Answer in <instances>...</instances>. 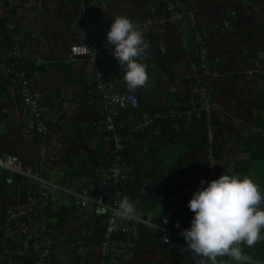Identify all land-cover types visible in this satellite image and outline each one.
<instances>
[{
    "label": "crops",
    "instance_id": "1",
    "mask_svg": "<svg viewBox=\"0 0 264 264\" xmlns=\"http://www.w3.org/2000/svg\"><path fill=\"white\" fill-rule=\"evenodd\" d=\"M89 1L10 0L16 12L1 10L24 34L26 56L45 68L31 87L45 99L50 133L41 158L19 90L3 74L8 50L0 31V156L22 160L38 178L26 183L0 169V211L1 216L19 211L29 218L41 246L50 251L48 264H78L75 246L81 239L89 247L90 263L98 264L106 216L95 206L77 207L71 192L86 189L111 202L112 183H100L94 170L113 166L114 140L94 124L99 102L107 100L115 107L124 93H133L139 105L118 110L120 137L129 136L142 117L153 119L149 131L132 137L124 150L130 169L125 197L156 224L169 209L185 229L191 227L194 213L188 201L208 183V122L198 115L200 100L186 49L194 48L196 32L208 62L202 79L213 103L211 136L223 174L249 177L264 196V138L257 128L264 95V0H175V15L163 0ZM117 15L139 25L150 45L141 60L149 81L136 92L128 90L115 58L99 62L100 79L95 81L89 59L71 54V47L87 43L93 28ZM225 22H230L231 32L221 30ZM202 179L207 183L201 184ZM169 191H174L173 201L168 200ZM2 233L4 241L17 243L25 254L20 224L7 225ZM124 243L122 264H197L199 259L178 239L164 244L151 228Z\"/></svg>",
    "mask_w": 264,
    "mask_h": 264
},
{
    "label": "built area",
    "instance_id": "2",
    "mask_svg": "<svg viewBox=\"0 0 264 264\" xmlns=\"http://www.w3.org/2000/svg\"><path fill=\"white\" fill-rule=\"evenodd\" d=\"M43 0H36V2H42ZM167 5V10L175 15V3L174 0H163ZM10 3V0H8ZM4 0H0V13L2 14V8H5ZM105 21L99 24L97 27L91 30L92 36L83 45H75L71 47V54L74 58L77 57H87L91 64V72L93 74V79L99 81L100 75L98 74V64L99 62L109 63L114 60L113 57V46L105 45L106 33L110 29L111 22ZM224 32H231L232 26L230 22H225L221 27ZM197 45H200L198 49V54L201 57V65L197 66L192 62L193 77L195 89L198 94L200 105L198 108V115L206 119L208 122L209 131V141L205 148V163L208 169V183L214 179H218L223 171L221 169L218 157L215 153L213 147V139L211 136V125L210 116L213 110V103L209 92L203 82L202 75L203 72L208 67V62L205 59L203 51V40L200 34L196 32L195 37ZM103 45V46H102ZM101 46L102 49L101 50ZM187 52L193 58L192 50L189 46L186 47ZM18 49L15 51L17 54ZM7 57H12L8 53ZM6 57V58H7ZM9 70L4 66L3 74L8 78ZM24 73H16L12 82L17 86L22 103L23 110L26 114V124L27 127L37 139L39 146L40 157L43 158L45 154L44 141L50 133V128L48 124L47 117L45 115L44 102L45 99L42 95L37 94L33 91L31 87L32 80H23ZM117 106H112L107 100L100 102L101 104V114L99 120L94 124L97 131L102 135H111L114 140L113 149V160L115 164L110 169H105L98 167L94 171L96 172V179L102 183L106 184L111 182L113 185V195L111 202L107 203L102 194H95L94 196L89 193L86 189L75 190L71 192L75 204L77 207L87 208L89 206H95L98 212L106 216L107 219V232L105 235V240L100 247V258L98 264H122L121 258L126 251V246L123 241L112 242L111 236L116 232H122L128 236V240H136L141 237V233L144 229H154L159 234L161 241L164 244H170L174 240L178 239L182 241L185 245L186 242L184 238L180 235L185 228L183 227V220L175 215L171 210L165 209L162 211L160 216V222L154 223L150 215L143 216L136 209V214L140 217L139 221L129 220L122 218L117 215V210L119 204L123 198H125V186L128 180L130 169L125 165L123 153L126 145L129 143L133 135H139L149 131V128L153 124V119L149 116H144L138 120L130 129L129 136L120 137L116 133V121L119 109H125L127 107L137 108L139 105L138 98L133 93H124L116 98ZM264 116V115H263ZM259 133L264 136V126L258 129ZM0 169L7 171L11 174L18 175L24 180V182L29 183L38 178L34 175V170L31 166L25 164L22 160H17L7 155L0 156ZM12 181L9 180L8 183ZM168 200L173 201L174 191L168 192ZM23 214L19 211H10L6 216H1L0 211V243H4L2 228L7 225L20 224L22 228V235L26 236V242L31 239H37L36 248L39 255V260L36 264H45V259L50 255L48 248L41 246V241L38 234L29 224L23 221ZM179 225V227H177ZM89 232H85L83 238L88 237ZM25 242V243H26ZM78 264H91L88 260L87 254L89 251L88 245L83 239L76 242ZM187 246V245H186ZM244 254L250 256L255 264H264V258L261 256L258 250L250 248L244 251ZM223 259L227 261L228 264H238L234 260H229L228 257H219L218 260Z\"/></svg>",
    "mask_w": 264,
    "mask_h": 264
},
{
    "label": "clouds",
    "instance_id": "3",
    "mask_svg": "<svg viewBox=\"0 0 264 264\" xmlns=\"http://www.w3.org/2000/svg\"><path fill=\"white\" fill-rule=\"evenodd\" d=\"M105 45L114 46L113 56L124 71L123 80L130 92L146 87L147 66L141 62L150 45L140 26L127 16L117 15L106 33ZM201 184L207 183L204 179ZM264 203L260 187L249 177L243 179L226 172L207 187L194 192L188 208L194 213L191 227L180 235L188 250L198 257L197 264H218L219 257H228L238 264H255L243 247H255L264 237ZM117 215L139 221L135 206L125 197ZM179 227V225H177ZM219 264H228L219 261Z\"/></svg>",
    "mask_w": 264,
    "mask_h": 264
},
{
    "label": "trees",
    "instance_id": "4",
    "mask_svg": "<svg viewBox=\"0 0 264 264\" xmlns=\"http://www.w3.org/2000/svg\"><path fill=\"white\" fill-rule=\"evenodd\" d=\"M83 1L90 2L89 0H83ZM4 2H5V6L8 9L9 13L13 14L16 12L15 9L11 8V5L8 2V0H4ZM0 31L1 33L4 34L5 39L7 41L8 53L10 54V56L12 55V57H7L5 60V67L10 72L8 74V78L6 77V79L9 81H12L16 73H24L23 80L36 81V80L42 79L45 73L44 66L40 65L36 60L29 59L26 56L25 49H24V45H25L24 34L16 27L15 23L11 20V18H8L7 16H4L1 13H0ZM91 36L92 34L90 33V37ZM102 46H101V50H103ZM199 48H200V45H197V48H195L194 46V48L192 49V53H191L193 55L192 62H194V64H196L197 66L201 65L202 63L201 57L198 54ZM16 49H18V52L15 55ZM259 105H260V108L257 114V128L258 129L264 126V116L262 115V111H264V95L262 96V101ZM97 107H98L99 113L101 114L100 102ZM99 118L100 116L98 117V120ZM259 134L264 138L262 133H259ZM107 136H111V135H107ZM135 136L136 135H133V137ZM113 164H115V160H113ZM94 175L96 176L95 171H94ZM23 221L29 224V218L26 215L23 216ZM4 228L5 227H3V229ZM22 238L26 242V236L22 235ZM127 240H128V236L122 232H116L112 234L111 236L112 242H120V241L125 242ZM36 243H37L36 238L28 240L26 242L27 247L25 249V254L22 255L20 253L19 245L17 243H11V242L5 241L4 243L0 244V264H36L39 260ZM75 247L77 251V246ZM242 247L244 251H247L250 249L247 246H242ZM252 248L258 250L261 256L264 258V241L260 240L255 245V247H252ZM77 258H79L78 254H77ZM45 264H48V258L45 259Z\"/></svg>",
    "mask_w": 264,
    "mask_h": 264
},
{
    "label": "rangeland",
    "instance_id": "5",
    "mask_svg": "<svg viewBox=\"0 0 264 264\" xmlns=\"http://www.w3.org/2000/svg\"><path fill=\"white\" fill-rule=\"evenodd\" d=\"M174 3H175V0H174ZM175 9H176V3H175ZM196 42V41H195ZM195 44V43H194Z\"/></svg>",
    "mask_w": 264,
    "mask_h": 264
}]
</instances>
